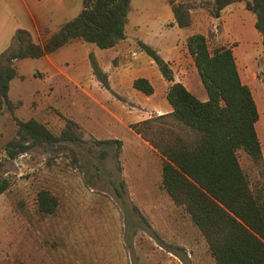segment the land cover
Returning a JSON list of instances; mask_svg holds the SVG:
<instances>
[{"label": "rangeland", "instance_id": "1", "mask_svg": "<svg viewBox=\"0 0 264 264\" xmlns=\"http://www.w3.org/2000/svg\"><path fill=\"white\" fill-rule=\"evenodd\" d=\"M171 1L189 8L191 23L200 19L212 51L223 47L218 43L221 23L213 16L212 0H167ZM243 2H236L233 9L243 29L238 30L240 39L232 46L241 44L240 51L247 59L243 65L236 58L243 81H248L246 68L256 81L251 88L259 103L260 139L264 136V55L258 36L250 32V28L256 32L252 12L246 10L248 14L243 15L240 9ZM131 8L130 29L133 20L155 12L143 0H134ZM30 65L26 73L39 69L41 62ZM32 83L40 86L38 81ZM201 87L194 95L204 101L208 97ZM37 100L35 97L29 102L32 106L26 115L16 112L19 102H13V113L8 107L0 113V181L8 183L6 191H0V264H216L190 216L161 187L162 175L145 171L148 158L139 157L136 166L131 163L126 175L122 150L116 157V145L96 144L98 138L81 126L74 129V142L45 145L21 140L17 120L35 118L43 123ZM30 113L36 115L31 117ZM93 113L97 116L98 112ZM136 113L142 114L139 110ZM146 114L148 120L157 116ZM59 116L57 123H43L57 136L67 121ZM91 123L102 129L108 122ZM11 142L25 152L14 149L15 156H10ZM260 142L264 156V142ZM239 156L252 187L261 186L264 179L260 167L244 151ZM42 190L58 200L52 215L38 211L37 197Z\"/></svg>", "mask_w": 264, "mask_h": 264}, {"label": "trees", "instance_id": "2", "mask_svg": "<svg viewBox=\"0 0 264 264\" xmlns=\"http://www.w3.org/2000/svg\"><path fill=\"white\" fill-rule=\"evenodd\" d=\"M213 16L219 18L229 5L243 0H212ZM246 10L256 15L255 28L262 36L264 55V0H244ZM131 0H85L84 10L50 35L45 44L34 42L31 34L18 30L11 46L0 55V113L5 107L13 113L15 104L9 98L10 83L20 77L16 62L40 59L69 45L74 39L100 50L115 48L126 39L125 27ZM181 28L190 26L189 8L170 2ZM141 49L158 64L163 76L174 82L173 73L149 45L139 42ZM207 93L200 100L183 84L173 83L167 100L173 108L168 115L131 125V129L162 157L161 187L174 204L183 207L208 244L216 264H264V182L252 187L240 162L244 151L258 165L264 179V156L256 124L260 115L251 88L244 84L238 70L233 46L212 51L207 37L194 34L187 40ZM96 77L107 86V76L91 55ZM133 86L145 95H152L149 80L138 78ZM21 140L54 145L76 141L74 129L80 126L67 120L60 136L35 118L17 120ZM98 145H116V157L122 141L95 140ZM14 149L25 152L15 142ZM6 181H0L5 192ZM38 211L52 215L58 207L57 198L48 190L37 197Z\"/></svg>", "mask_w": 264, "mask_h": 264}, {"label": "crops", "instance_id": "3", "mask_svg": "<svg viewBox=\"0 0 264 264\" xmlns=\"http://www.w3.org/2000/svg\"><path fill=\"white\" fill-rule=\"evenodd\" d=\"M143 1L151 4L155 12L140 20H133V27L130 29L131 6L134 3L131 0L125 27L127 38L113 49L100 50L82 39H74L53 54L17 62L20 77L10 83L9 98L12 102H19L16 112L19 111L20 115L27 114L28 108L32 106L29 102L37 97V113L41 122L57 123L61 115L63 121H74L98 140L122 141V160L126 175H129L128 166L131 163L136 166L139 157L148 158L145 171L151 170L152 174L162 175L161 155L128 125L148 120L146 112L157 116L171 114L173 108L167 100V93L173 83L183 84L193 94L196 89L201 90L203 84L188 51L187 40L197 33L205 35V30L200 19L198 22L195 19L187 28L179 27L167 0ZM84 2L85 0H0V55L10 48L14 35L20 29L28 31L35 43L44 45L50 35L81 14ZM235 4L227 6L218 18L221 23L218 43L221 46H232L240 39L238 33L243 29V22L233 13ZM239 4L244 11L242 14H248L245 2ZM250 17L254 27L256 15L252 13ZM250 32L258 36L262 49V36L251 28ZM139 42L152 47L169 64L174 82L166 80L158 64L141 49ZM240 48L241 44L233 47L234 56L245 65L247 59ZM91 55L107 76V86L96 77ZM37 61L41 62L39 69L34 68L32 72L26 73L30 64L34 66ZM238 70L243 81L239 67ZM252 73L246 68L248 81H243L250 88L256 83ZM138 78L150 81L154 87L152 95H145L134 88L133 83ZM32 81H38L40 86L34 85ZM29 82L32 86L27 84ZM251 90L253 92L252 88ZM253 96L255 97L254 92ZM136 110L142 114L136 113ZM93 111L98 112L97 116ZM30 115L33 117L36 113ZM95 120L98 124H103L104 120L108 123L101 129L100 125H92L91 121ZM259 124L258 121V133L261 129ZM103 129L109 132L104 134ZM263 137L261 135L262 142Z\"/></svg>", "mask_w": 264, "mask_h": 264}]
</instances>
